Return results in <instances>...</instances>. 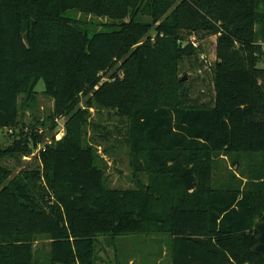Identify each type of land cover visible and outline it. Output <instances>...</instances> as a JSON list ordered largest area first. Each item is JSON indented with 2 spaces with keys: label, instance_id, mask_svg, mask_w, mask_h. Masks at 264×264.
Listing matches in <instances>:
<instances>
[{
  "label": "trees",
  "instance_id": "obj_1",
  "mask_svg": "<svg viewBox=\"0 0 264 264\" xmlns=\"http://www.w3.org/2000/svg\"><path fill=\"white\" fill-rule=\"evenodd\" d=\"M263 43L264 0H0V264H37L39 235L46 264H95L97 237L123 235L164 236L170 264H264ZM39 80L65 133L8 179L44 137L19 127ZM90 108L122 120L146 184L106 186ZM222 156L241 177H213Z\"/></svg>",
  "mask_w": 264,
  "mask_h": 264
},
{
  "label": "rangeland",
  "instance_id": "obj_2",
  "mask_svg": "<svg viewBox=\"0 0 264 264\" xmlns=\"http://www.w3.org/2000/svg\"><path fill=\"white\" fill-rule=\"evenodd\" d=\"M95 23L105 22L106 19L86 17ZM93 29V28H92ZM207 50L210 51L209 46ZM44 84L39 80L35 85V93L23 94L18 97L19 127L30 128L37 125L36 131L43 134L42 142L29 155L17 157H5L2 165L6 167L11 179L20 172L39 167L38 152L45 146L59 140L65 133L64 124L66 118L61 117L52 126L48 116L52 111L53 101L43 94ZM84 101L80 105L84 107ZM90 125L86 128V140L95 148L98 156V164L105 175V183L109 188L127 189L137 188L136 180L146 184L147 176L144 173L134 178L130 166V156L125 142V128L122 120L115 116L113 110L89 109ZM38 121V122H37ZM52 126V129L50 127ZM4 130L0 129V147L5 148L11 143V138ZM214 169L213 177L219 181L228 177V172L239 175L236 166L231 165L229 159L219 157ZM239 177H241L239 175ZM246 178L242 177L245 182ZM95 256V264H170L169 253L164 236L123 235L117 237L98 236ZM33 251L37 264H46L49 251V239L45 235H39L33 242Z\"/></svg>",
  "mask_w": 264,
  "mask_h": 264
},
{
  "label": "water",
  "instance_id": "obj_3",
  "mask_svg": "<svg viewBox=\"0 0 264 264\" xmlns=\"http://www.w3.org/2000/svg\"><path fill=\"white\" fill-rule=\"evenodd\" d=\"M261 63L264 66V49L262 51ZM254 229L257 231V236H256L257 244L254 247V250L264 255V223L256 220L254 222Z\"/></svg>",
  "mask_w": 264,
  "mask_h": 264
},
{
  "label": "crops",
  "instance_id": "obj_4",
  "mask_svg": "<svg viewBox=\"0 0 264 264\" xmlns=\"http://www.w3.org/2000/svg\"><path fill=\"white\" fill-rule=\"evenodd\" d=\"M264 49V43L262 44V51ZM224 159H227L226 157L222 156ZM246 180V179H245Z\"/></svg>",
  "mask_w": 264,
  "mask_h": 264
}]
</instances>
